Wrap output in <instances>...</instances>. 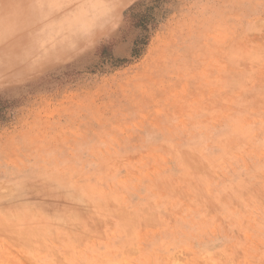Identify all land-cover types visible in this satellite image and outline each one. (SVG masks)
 I'll use <instances>...</instances> for the list:
<instances>
[{"label": "rangeland", "instance_id": "374dc122", "mask_svg": "<svg viewBox=\"0 0 264 264\" xmlns=\"http://www.w3.org/2000/svg\"><path fill=\"white\" fill-rule=\"evenodd\" d=\"M0 264H264V0H0Z\"/></svg>", "mask_w": 264, "mask_h": 264}]
</instances>
